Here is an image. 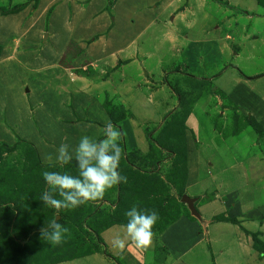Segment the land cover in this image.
<instances>
[{"label":"crops","instance_id":"obj_1","mask_svg":"<svg viewBox=\"0 0 264 264\" xmlns=\"http://www.w3.org/2000/svg\"><path fill=\"white\" fill-rule=\"evenodd\" d=\"M211 2L226 4L224 12L229 7L264 20V14H255L264 9L257 0H9L10 6L0 9V90L12 93L9 99L4 95L3 103L0 100V108L8 109L0 119L1 142L10 144L17 135L35 148L44 165L49 164L44 154H55L62 143L71 151L81 135L102 138L100 129L110 120L102 106L107 100L131 113L129 125L128 119L118 125L129 141L124 158L136 160L149 152L142 126L161 125L174 111H188L186 180L168 192L175 208L182 205L168 217L167 227L165 216L153 209L162 225H155L147 250L114 249L111 240L122 235L124 225L115 224L98 230L100 242L89 229L77 249L68 246L66 237L58 246L37 237L28 255L9 264H116L115 259L123 264H264V141L253 137L245 152L234 157L237 141L242 140L226 141L210 131V117L214 113L223 117L232 108L240 119L251 116L264 131V69L244 73L237 70L238 64L225 61L230 55L246 57L247 63L253 53L257 57L264 30L251 25V32H246L248 25H226V17L213 21L214 11L207 8ZM16 7L22 8L3 13ZM245 42L251 49L243 53ZM74 50L79 56L72 61H81L78 74L71 71L73 64L65 68L60 64ZM87 68L94 72L90 77L83 76ZM168 79L183 86L176 89ZM25 85L31 87L27 96L22 95ZM168 91L174 100L162 110L159 99ZM225 100L229 102L224 104ZM86 125L90 127L82 132ZM203 133L208 140H202ZM169 158L161 159L159 179ZM131 169L144 173L146 168L133 161ZM158 188H153L157 200L168 190ZM123 189L125 213L148 199L143 191L149 189L138 181L132 186L127 178ZM180 189L195 199L199 219L179 199ZM213 191V200L200 202ZM118 193L119 188L116 192L112 188L86 206L112 214ZM50 217L59 220L61 215ZM253 234L259 249L253 246ZM30 236L19 242L23 245Z\"/></svg>","mask_w":264,"mask_h":264},{"label":"trees","instance_id":"obj_2","mask_svg":"<svg viewBox=\"0 0 264 264\" xmlns=\"http://www.w3.org/2000/svg\"><path fill=\"white\" fill-rule=\"evenodd\" d=\"M257 2L261 7L264 8V0H257ZM21 8L22 7H16L12 10L3 11V13L4 14L15 13L21 10ZM182 103H184V101ZM103 106L108 107L107 112L110 116V121L114 122V124H116L117 127L119 126L118 124L122 122V120L126 119L127 116L131 117V113L128 111H125L120 105L115 106V105L108 103L107 100H104ZM221 108H224V106ZM185 109L186 108H184V110L181 109V110L174 111L168 116L169 120L167 121V125L165 126V128L162 129L161 131H158L156 136L153 137V135H151V137H149L148 139V141L150 140L149 152L145 156L141 157V159L142 158L149 159V157H153L154 161H158L160 159L169 158L173 155L172 157L173 165L171 166L172 170L166 171V174H165L166 181L165 182L163 181V184L161 186L163 190L168 189L167 185L169 186V189L170 187L177 188L178 184L183 183L185 180V176H186L185 168H183V170L179 172L180 169L178 166L181 164V163L179 164V162L181 160H184L186 157L184 131H185V120H186L188 111H186ZM234 110L235 108H232L231 111H233L234 113L235 112ZM234 117H235L234 118L235 125H237L238 123L242 121L243 125L245 124V125L251 126L254 129L256 137L264 141V138H263L264 131L262 130L261 126L258 125L251 116L250 117L246 116L243 119H240L237 115H235ZM163 137L167 138L168 140L166 139L165 140L166 142H161L160 140ZM175 137H177V140L175 139ZM178 137H181V140H179ZM170 138H172L173 141L169 140ZM25 144L26 143H24V141L20 138L13 145H7L6 143H0V160H1V155L3 153H8L11 150L13 151L15 149L17 150V146L19 147ZM30 146L32 145L30 144ZM121 147L123 148L124 151L122 153V157H121L120 164H119V169H118L119 173L122 176H126L129 179V182L132 186L137 181L144 184L145 189L150 185V187L147 188V190L149 189L148 191L149 195L156 198L158 194L154 190L156 186V182H161L158 177L159 169L157 170V167L159 166H157V164L155 165V162L152 163L155 166V169L157 170V174H152V173H149L148 171L146 172L145 170L143 175H139L141 173L138 170L132 171L131 169L133 161H134L133 158H129V156H127V158L125 159L124 152L126 151V148L124 145H121ZM162 153H165V154L163 155ZM27 155L24 154L22 159H25L27 162H29L31 161L30 160L31 158ZM134 157L137 158L136 156ZM179 157L181 158L178 160ZM33 161L35 163L37 162L40 165L41 161L36 151L34 152ZM52 169L53 171L67 172L68 174L73 175V176L78 175L75 160H73L72 162H70L69 164L63 167H61L59 164H55L53 165ZM9 172H7L6 174H10ZM25 172L29 174L30 169L29 170L26 169L24 173ZM24 181L26 183H29L33 187V188H30L29 191H26L24 189V191L26 192V195L28 197L32 195L35 198H37L31 210L29 209L28 211L26 210V212H23L22 208L14 209L13 204L14 206L16 205V207H18L17 204L19 203V201H14V198L10 194L8 196L6 195V193L0 194V264H9V262H13L14 259H16L19 255L27 254V252L29 251L28 249H29L30 243L34 242L37 237L41 238L39 229L43 226L47 227L48 224L54 220L50 216L55 213L57 214L59 213L61 215L60 219L57 221L62 226H66L70 229V231H74L73 236H75L76 239L72 237H68V235H66V238H68L67 244L73 249L79 248L80 244L84 243V238L80 239V237L78 236V232L82 234H87L88 230L90 229V232L95 233L98 239V230L100 228L102 229L104 227H109L115 224H126L127 223V219L124 218L125 211L128 209V204H127V200L125 198V193H124L125 191L123 189V186L125 183H120L117 186L113 187L114 192H116V189L119 188L118 202H117V205L113 213L106 214L105 210H100L97 213V211L99 210L97 207H93L91 205L86 206V204L74 210L61 209L57 212V210L45 205L41 201V195L43 194V192L48 190V186L45 183L42 175L40 177L31 175L29 178L28 176H25ZM8 188H13V187L9 186ZM14 191H16V189H14ZM159 192H162V190H159ZM177 195L179 199L182 197L183 195L182 189L178 191ZM165 196H166L167 202H171L168 195H165ZM160 198L162 197L160 196ZM154 200H157V199H151L152 202L146 199L148 208L145 207L143 209H147L150 211L153 210V208L151 207V204L153 203ZM160 201H162L163 203H160ZM164 203H165L164 199L157 200L158 206L156 208V211L160 213L161 215H164L162 212L167 207L171 208L173 206L174 207L176 206V204H173V202H171L173 205H168V204L165 205ZM180 204L178 203L177 205H180ZM176 209L178 210V208ZM61 211H62V214H61ZM47 213H50L51 215L49 216L47 215ZM95 214H98L97 215V217H99L98 222H95V218H96L94 217ZM73 215H77V218H74ZM46 216H48L51 219V221L50 219L44 220ZM78 217H81V219H79ZM217 219H224V217H216L215 220ZM157 224H158V221L156 225ZM163 224L165 225L166 223L163 222ZM153 232L155 233L154 229H153ZM31 234L32 236H30ZM28 236L30 237L22 245L19 241L24 240ZM252 238L254 242L253 243L254 248L259 249L260 242L257 238V235L253 234ZM115 262L116 264H123L120 259H115Z\"/></svg>","mask_w":264,"mask_h":264},{"label":"clouds","instance_id":"obj_3","mask_svg":"<svg viewBox=\"0 0 264 264\" xmlns=\"http://www.w3.org/2000/svg\"><path fill=\"white\" fill-rule=\"evenodd\" d=\"M88 127L90 126L86 125L81 131L86 132ZM100 131L101 139L84 134L71 151L67 143H62L55 154H44L46 163L59 164L61 167L75 160L78 172V175L73 176L67 172L44 171L42 176L48 190L41 195V201L45 205L57 212L61 209L74 210L102 199L107 191L118 184L127 183V177L118 171L124 151L121 147L122 131L110 120H106ZM125 216L127 223L121 226L122 235L114 236L111 240L112 247L121 252L128 247L147 250L155 235L153 229L159 219L157 212L134 205ZM39 233L42 239L58 246L64 242L70 229L53 220L47 227H41Z\"/></svg>","mask_w":264,"mask_h":264},{"label":"rangeland","instance_id":"obj_4","mask_svg":"<svg viewBox=\"0 0 264 264\" xmlns=\"http://www.w3.org/2000/svg\"><path fill=\"white\" fill-rule=\"evenodd\" d=\"M227 2H229V1H227ZM213 3L214 2H211L210 5L207 6L208 10H210L212 12L213 11L216 12V13H214V12L212 13V20L213 21H216V20L218 21V20L221 19L219 22H222L223 18L226 17V20H228V22L226 23V25H239V27L241 25H243V26L248 25L247 26L248 27V30H246V32H251V30L249 28V27H251V25H261L260 26V31L264 30V20L263 19H259V17H256V16H253V18L250 19V18H248L246 16V14H243L241 12H238L236 9H232V8L229 9V7L227 8L229 11L224 12L223 9L226 8V4H221V6L220 5L218 6V5H214ZM9 6H10L9 5V0H4V1H1L0 0V9L5 10ZM214 7H215V9H213ZM255 14H259V15L264 14V9L258 8V10H257V12ZM230 18H231V20H230ZM235 18H237V20ZM233 27H235V26H233ZM13 42L14 41H9V46L10 47H12V46L14 47L15 46L13 44ZM5 43L6 42H4V44ZM257 43H258V47H259L258 55H257V57H255V53H253L252 54L253 58L248 63H247L246 57H243V58L241 57L240 59H234V57L231 56V55L230 56H227V58L225 59V61H228V62H230L232 64L233 63L238 64L239 66H237V70L240 69L244 73L251 72L253 70L264 69V45H261L260 46L259 42H257ZM255 48H256V46H255ZM69 49H71V48H69ZM248 49H251V47L248 46V44L245 42V43H243L240 51L243 52V53H245L246 51H248ZM70 52H71V50H70ZM75 54H77V57L79 56V53H76V51L75 52H72V54H70V53L67 52V54H66L67 56L64 57V59L60 61V64L64 68L65 67H68L70 65V63L73 64L74 66H71L70 65V69H71L72 72H74V73L76 72V74H78V72H80V64H81V61L79 63H75V62L72 61V59H73V57H74ZM77 64H79V65H77ZM2 70H3V66L1 65L0 66V73L2 72ZM93 73H94L93 71L90 72V70L87 68L85 70V72L83 73V76H86L87 75V76L90 77ZM257 73H259V72H257ZM168 81L170 82V86H174V88H176V89L183 86L181 84L173 85L174 83L170 79H168ZM25 87L28 90L27 92L25 91ZM22 91L24 92V93H22V95H26L27 96V93H30L31 92V87L29 85H25V86H23ZM10 94H12L10 89H7V91H5V92H1V90H0V100L2 101V103H3L4 97H5L4 95H7L6 96V99H9ZM168 94L170 96L164 94L159 99V101L162 100V102L159 104V107L162 110H165L166 106H168L169 104L173 103V100L174 99L172 97V94L169 91H168ZM228 102L229 101L225 100L224 101V104H227ZM108 103L111 104L112 101H109ZM107 108L108 107L103 106V110L106 112V114L108 115V117L110 119V116H109V114L107 112ZM7 110L8 109L0 108V119H1L2 116H3V118H5V113L7 112ZM224 114L225 115H223V117H221V116H214V115H216V113H214L213 116L210 117V125L212 127V128H210V131H211V133L212 132L215 133L217 137H219L221 135V137L222 138H225L226 141H228V140H232V141L234 140L235 141V140H240L241 139L242 140V144L239 143V141H237V144H236L237 152L232 153V156H234V157L240 156V155H242L243 152H245L244 149L248 146V144L250 143V140L253 139V137H255L258 140V137H256L255 132H254V129L251 126H248V125H245V124L243 125L242 121L240 123H238L237 125L234 124V118H235L234 116L237 115L236 113H233V111H231V112H227V113H224ZM126 119H128V125H129V123H130L129 122L130 117L127 116ZM168 120H169V118L166 119V120H164V121H162V124L161 125H149L148 127L147 126H142L141 132L145 135V137L147 139H149V137H151V135H153V137H154V136H156L155 132L161 131L162 129L165 128V126L167 125V121ZM112 123L114 124V122H112ZM0 124L3 125V123H2L1 120H0ZM7 127L10 128L11 126L9 125ZM117 128H119L122 131V133H123V138H122V141H121V145H124L125 148L127 149L126 145H129L128 144L129 141H128L126 132L121 129L120 125ZM1 130L2 129L0 128V131ZM185 130H186V127H185ZM10 131H14V130H10ZM139 132H140V130H139ZM184 133H185V131H184ZM198 133H199V136H200V134L202 132H199L198 131ZM0 135H1V132H0ZM206 136L207 135H205L203 133L202 140H205L206 141V139L208 138ZM3 139L4 138H2V140ZM18 139H19V136L16 135L14 141L11 142L10 144H7V145H13L14 143H16V141ZM166 139L167 138L163 137V138H161L160 141L161 142H166L165 141ZM175 139L177 140V137H175ZM178 139L181 140V137H178ZM170 140L173 141L172 138H170ZM147 142L149 144L150 140L147 141ZM0 143H4V142H1L0 141ZM24 143H26V144L25 145H21L19 147L17 146V150L16 149L13 150V151L11 150L10 152L3 153L1 155V160H0V189L1 190H0V194L1 193H6L7 196L9 194L12 195V197L14 198V201H19V203L17 204L18 207H16V205L14 206V204H13V208L14 209H16V208H22L23 209V212H26V210L28 211L29 209L30 210L32 209L33 204L36 202V199L37 198H35L32 195L30 197H28L26 195V192L24 191V189L26 191H29L30 188H33V187L29 183H26L24 181V177L25 176H28V178H29L31 175L36 176V177H40L44 171H53L52 168H53V165H55V164H46V165H44L42 162H40V165H39L37 162L35 163L34 162L35 160L33 161L34 152L36 151L35 148L33 146H30V143H28L26 141H24ZM227 144H228L229 147L232 146V145H230V143H227ZM186 146L187 145L185 144V150H186ZM24 154H26V155L28 154L27 156H29L31 158L30 159L31 161L27 162L25 159H22L23 156H24ZM180 158L181 157H179L178 160ZM133 160L138 163V167L145 166L146 169H144V172H145V170H146V172L147 171L148 172H151L152 171V174H157V171H155V166L152 163L155 162V165L157 164V166H160L162 164V160L161 159L158 160V161H154L153 157H149V159H145V158L140 159L139 158V159H136V160L133 159ZM172 160H173L172 157L169 158V161H168V164H167V169H166L167 171L172 170V167H171L173 165ZM179 164L180 165H178V166H179V169H180L179 172H180L181 170H183V168H185V165H186V157H185L184 160H181L179 162ZM158 168L159 167H157V169ZM26 169L27 170L30 169L29 174H27L26 172L24 173V171ZM164 171L165 170L163 169L159 173V174H161L163 172L162 173L163 179H160L161 182H156L155 188L158 186L159 187L158 188V191L161 190V187L160 186H162L163 181L164 182L166 181L165 180L166 179V176H165L166 173L164 174ZM7 172H9L10 174H6ZM176 172H177V170H176ZM143 174L144 173H141L139 175H143ZM152 180H154V179H152ZM185 180H186V176H185ZM154 183H155V181H154ZM9 186L10 187H13L14 189H16V191H14L13 188H8ZM148 187H150V185ZM147 188H146V190H147ZM167 188H168V191H165V194H163V196H161L164 199V201H166V202H167V200H166V196L165 195H168V197L170 196L168 194V192H169V186L168 185H167ZM143 193H144L145 198H148V201H151V199H149L150 197L152 199H155V197L148 196L147 195L148 192H146L145 190L143 191ZM214 195H215L214 191L213 192H210V195L209 194L208 195H204V197L202 198V200L200 202H208L210 199L213 200ZM172 201H174V199L173 200L171 199V202ZM171 202H167V204L168 205H173ZM160 203H163V202L160 201ZM157 206H158L157 205V200H154L153 203L151 204V207L154 209V208H157ZM178 206L179 205H177L176 208H179ZM138 207L140 209H143L145 207L148 208L147 203H146V200L144 202H141L138 205ZM176 208L174 206L171 207V208L170 207H167L162 212L164 214V216H165V220H168V217L171 218V215L172 214L175 215L174 214L175 213L174 211L176 210ZM158 216H159L158 223L159 224H162V219L160 218L161 216L160 215H158ZM176 217L177 216H175L173 219H175ZM124 218H126V216ZM168 222H170V219L168 220ZM168 222L167 221L165 222L166 223L164 225L165 227L168 226ZM73 232L74 231H70V233L68 234V237H72V238H75L76 239V237L73 236ZM84 235L85 234H82V233H79L78 232V236L80 237V239L81 238H84Z\"/></svg>","mask_w":264,"mask_h":264},{"label":"water","instance_id":"obj_5","mask_svg":"<svg viewBox=\"0 0 264 264\" xmlns=\"http://www.w3.org/2000/svg\"><path fill=\"white\" fill-rule=\"evenodd\" d=\"M181 202L186 205L187 209L189 210L190 214L193 217H195L197 219L200 218L198 212L196 211L195 205H194L195 199H192L190 197H187L186 195H183L181 197Z\"/></svg>","mask_w":264,"mask_h":264}]
</instances>
